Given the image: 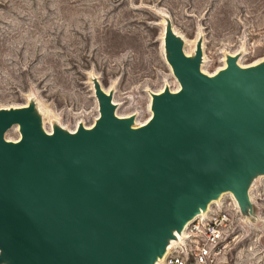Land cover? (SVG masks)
I'll return each instance as SVG.
<instances>
[{
    "label": "water",
    "instance_id": "obj_1",
    "mask_svg": "<svg viewBox=\"0 0 264 264\" xmlns=\"http://www.w3.org/2000/svg\"><path fill=\"white\" fill-rule=\"evenodd\" d=\"M171 46L181 85L139 126L107 93L88 130L40 135L23 109L0 111V259L23 264H151L172 228L222 189L238 193L264 167V64L213 76ZM21 124L17 142L3 138ZM202 209V210H203Z\"/></svg>",
    "mask_w": 264,
    "mask_h": 264
},
{
    "label": "rangeland",
    "instance_id": "obj_2",
    "mask_svg": "<svg viewBox=\"0 0 264 264\" xmlns=\"http://www.w3.org/2000/svg\"><path fill=\"white\" fill-rule=\"evenodd\" d=\"M172 44L200 53L207 76L263 64L264 0H0V111L69 136L98 121L107 93L115 115L142 125L152 96L179 88ZM3 138L18 141V124ZM244 181L214 199L237 208L227 264H264V167Z\"/></svg>",
    "mask_w": 264,
    "mask_h": 264
},
{
    "label": "built area",
    "instance_id": "obj_3",
    "mask_svg": "<svg viewBox=\"0 0 264 264\" xmlns=\"http://www.w3.org/2000/svg\"><path fill=\"white\" fill-rule=\"evenodd\" d=\"M236 214L232 202L215 200L185 226L172 228L151 264H227Z\"/></svg>",
    "mask_w": 264,
    "mask_h": 264
},
{
    "label": "bare ground",
    "instance_id": "obj_4",
    "mask_svg": "<svg viewBox=\"0 0 264 264\" xmlns=\"http://www.w3.org/2000/svg\"><path fill=\"white\" fill-rule=\"evenodd\" d=\"M171 56V55H170ZM189 58H192L191 56H188ZM264 64V63H263ZM260 65H262V64H260ZM227 66H228V64H225L224 65V67L223 68H221L220 70H223V69H225V68H227ZM238 68H240V66H238V65H236ZM256 66H258V65H256ZM254 67V66H253ZM241 69V68H240ZM219 70V71H220ZM218 71V72H219ZM201 72V71H200ZM216 74V73H215ZM213 76V75H212ZM181 89V85H180V83H179V88L177 89V91L176 92H178L179 90ZM175 93V92H174ZM164 94V91L162 92V93H160V94H152L153 96H152V98H151V102H152V99H153V97L155 96V95H157V96H161V95H163ZM150 111H151V115H152V108H151V103H150ZM114 113V112H113ZM98 122V121H97ZM97 122L95 123V124H97ZM94 124V125H95ZM93 125V126H94ZM18 126H19V129H20V139H21V136H22V128H23V126L21 125V124H18ZM93 126L91 127V128H89V129H86V130H88L90 133L92 132V128H93ZM38 131H39V133H40V135H43V136H51V135H46V134H43V132H41V130H39L38 129ZM77 134V132L76 133H74V134H72V135H76ZM52 136H54V135H52ZM63 137H68V136H64V135H62ZM69 136H71V135H69ZM19 139V140H20ZM18 140V141H19ZM17 142V141H16ZM245 182V181H244ZM224 192H230V190L229 189H222L221 191H220V193L219 194H217L216 196H214L213 198H211L210 200H207V201H205L204 202V206L205 207H208L211 203H213L215 200V198H217V197H219L220 195H222ZM203 209V206H199L198 207V211L196 212V214H198L201 210ZM195 214V215H196ZM195 215H193L191 218H189L188 220H186L183 224H182V227L183 226H185L186 224H188L191 220H192V218L195 216ZM2 248V247H1ZM3 252V248L2 249H0V254ZM155 254V256L157 255V253L155 252L154 253ZM39 255H40V251H37V252H35V253H33V254H31L27 259H26V261L23 263V264H36V262H37V260L39 259ZM3 261L1 262V263H4V264H10V258H7V259H2Z\"/></svg>",
    "mask_w": 264,
    "mask_h": 264
}]
</instances>
